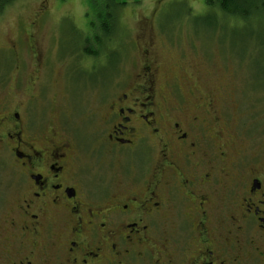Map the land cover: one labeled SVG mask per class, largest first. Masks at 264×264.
<instances>
[{"label": "flooded vegetation", "instance_id": "af4514ba", "mask_svg": "<svg viewBox=\"0 0 264 264\" xmlns=\"http://www.w3.org/2000/svg\"><path fill=\"white\" fill-rule=\"evenodd\" d=\"M140 40L139 72L77 120L48 97L39 37L12 43L0 264H264V158L238 147L225 96L200 82L191 101L179 88L167 97L155 43Z\"/></svg>", "mask_w": 264, "mask_h": 264}, {"label": "rangeland", "instance_id": "374dc122", "mask_svg": "<svg viewBox=\"0 0 264 264\" xmlns=\"http://www.w3.org/2000/svg\"><path fill=\"white\" fill-rule=\"evenodd\" d=\"M210 1L17 0L0 12V98L17 78L14 59L18 58L11 45L17 43L22 51L27 31L39 37L48 55V97L56 109L58 104L59 113L77 110L74 120L80 118L79 112L93 109L106 94L104 89L113 91L117 82H128L139 72L140 37L149 34L162 64L163 93L171 98L179 88L191 101L192 95L202 92L201 82L217 97L225 96L229 101L225 114L232 115L241 138L238 147L248 156L264 158V19L244 22L225 16L215 5L210 9ZM108 30L113 31L109 41ZM86 40L95 41L100 57L81 58L76 50ZM108 65L113 71H106ZM96 70L102 80L106 76L110 80L100 84L90 79ZM86 76L89 81L79 83ZM5 77L8 84L2 86ZM188 85L195 90L189 91ZM57 112L51 111L52 119ZM10 175L0 169L1 191Z\"/></svg>", "mask_w": 264, "mask_h": 264}, {"label": "trees", "instance_id": "16d2710c", "mask_svg": "<svg viewBox=\"0 0 264 264\" xmlns=\"http://www.w3.org/2000/svg\"><path fill=\"white\" fill-rule=\"evenodd\" d=\"M15 1L17 0H0V12H2L7 6L14 3ZM209 3L212 4L210 9H213L215 5L225 16H234L235 18H239L244 22H251L252 19H264V0H211ZM112 34L113 31L110 32L108 30L106 32L108 41L113 37ZM96 39V43H98V45L102 43L101 38L98 37ZM94 43L91 40H86L80 50L83 48L85 55L88 57H100V51L97 49V47H95L96 43ZM114 53L111 54L114 55ZM107 67L109 68L107 69ZM107 67L106 71L112 69L110 65ZM93 69L95 68L93 67ZM96 72V76H91V79H96L99 77L102 80L103 76H100L97 70ZM106 79H108L107 76L104 80Z\"/></svg>", "mask_w": 264, "mask_h": 264}]
</instances>
